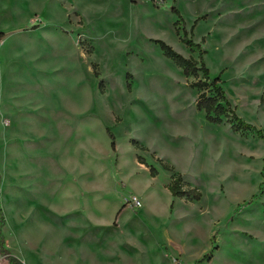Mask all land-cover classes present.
<instances>
[{
    "label": "rangeland",
    "instance_id": "1",
    "mask_svg": "<svg viewBox=\"0 0 264 264\" xmlns=\"http://www.w3.org/2000/svg\"><path fill=\"white\" fill-rule=\"evenodd\" d=\"M184 31L264 135V0H0L11 253L29 264H264V140L197 110L189 86L202 74L186 76L152 42L198 61ZM177 174L199 201L170 195Z\"/></svg>",
    "mask_w": 264,
    "mask_h": 264
},
{
    "label": "trees",
    "instance_id": "2",
    "mask_svg": "<svg viewBox=\"0 0 264 264\" xmlns=\"http://www.w3.org/2000/svg\"><path fill=\"white\" fill-rule=\"evenodd\" d=\"M171 13L176 17L174 26L176 27V34L179 33V25L182 22L180 12L175 8L171 7ZM161 51L164 58L170 61L176 68L182 70L186 76L196 77L199 73L202 74V81L192 83L189 87L193 90H197L199 93L196 101V108L198 111L204 112L206 118L215 125H221L224 122L230 125L233 133H254L259 136L260 139L264 140V135L261 130L256 129L254 126L242 121L236 114L235 109L231 106L227 100L225 93L219 85L218 78L210 79L209 71L206 68L202 55L203 52L200 49L199 44L193 43L187 38V34L184 31L181 38V42L188 48H195L199 52V60L194 61L192 59H186L180 54L176 53L170 46L162 41H152ZM111 139V149L115 151V144L111 133L107 132ZM140 164H143L140 162ZM168 168V166H165ZM151 177H155L156 171L154 168L150 170ZM168 192L173 198L185 199L188 202H197L201 198L200 192L193 188L185 190L180 174L171 177V183L166 187ZM5 220L3 211L0 207V256L6 261V264H23L18 258L13 256L7 249L4 237L2 234V228L4 227Z\"/></svg>",
    "mask_w": 264,
    "mask_h": 264
},
{
    "label": "built area",
    "instance_id": "3",
    "mask_svg": "<svg viewBox=\"0 0 264 264\" xmlns=\"http://www.w3.org/2000/svg\"><path fill=\"white\" fill-rule=\"evenodd\" d=\"M126 204L131 210H139L142 207L141 202L135 196H130Z\"/></svg>",
    "mask_w": 264,
    "mask_h": 264
},
{
    "label": "crops",
    "instance_id": "4",
    "mask_svg": "<svg viewBox=\"0 0 264 264\" xmlns=\"http://www.w3.org/2000/svg\"><path fill=\"white\" fill-rule=\"evenodd\" d=\"M12 253H13V252H12ZM12 253H11V254H12ZM12 255L15 256L16 258H18L17 255H16L15 253H13ZM18 259H19V258H18ZM19 260H20L23 264H29L28 261H27V259H26L25 256H23V255H22V259L20 258Z\"/></svg>",
    "mask_w": 264,
    "mask_h": 264
}]
</instances>
